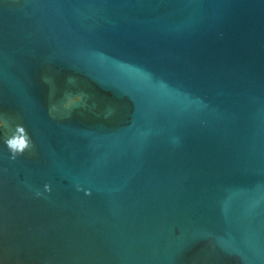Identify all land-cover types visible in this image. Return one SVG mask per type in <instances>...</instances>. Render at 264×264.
Returning <instances> with one entry per match:
<instances>
[{"label": "water", "instance_id": "95a60500", "mask_svg": "<svg viewBox=\"0 0 264 264\" xmlns=\"http://www.w3.org/2000/svg\"><path fill=\"white\" fill-rule=\"evenodd\" d=\"M0 264H264V0H0Z\"/></svg>", "mask_w": 264, "mask_h": 264}, {"label": "clouds", "instance_id": "9594fccd", "mask_svg": "<svg viewBox=\"0 0 264 264\" xmlns=\"http://www.w3.org/2000/svg\"><path fill=\"white\" fill-rule=\"evenodd\" d=\"M4 126L7 127V124ZM4 143L11 153L10 159L12 160H15L18 156L23 155L25 151H28L33 147L25 127L19 124L15 126L13 134L7 137ZM44 189L45 191H51V187L48 184H45ZM36 195L39 196L40 193L37 192Z\"/></svg>", "mask_w": 264, "mask_h": 264}]
</instances>
